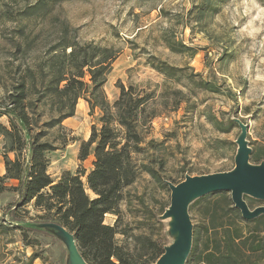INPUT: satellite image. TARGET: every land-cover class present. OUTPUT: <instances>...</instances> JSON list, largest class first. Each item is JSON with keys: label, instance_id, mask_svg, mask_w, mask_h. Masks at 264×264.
Here are the masks:
<instances>
[{"label": "rangeland", "instance_id": "374dc122", "mask_svg": "<svg viewBox=\"0 0 264 264\" xmlns=\"http://www.w3.org/2000/svg\"><path fill=\"white\" fill-rule=\"evenodd\" d=\"M38 1L0 0V110L7 92L26 77L27 68L59 53L65 43L93 42L118 52L103 87L109 103L117 98L119 83L153 92L155 116L140 131L145 143H158L155 149L145 144V151L161 159L169 181L177 183L186 173L199 175L233 166L240 129L228 125L232 117L247 125L249 146L263 153L264 160V0H222L215 11L203 8L208 0H45L37 9ZM168 40L181 43L183 50H170ZM149 55L182 71L176 78L166 77L150 66ZM201 79L217 91L200 88ZM41 95L40 91L29 94L38 105L36 113L40 112L35 132L43 131L42 121L56 114L46 98L35 101ZM100 116L98 108L90 114L80 99L74 114L64 119L76 141L65 146L55 141L60 148L47 153L53 178L65 170L74 173L80 166L91 167V158L79 163L78 145L88 138L91 125H100ZM0 122L8 125L7 116L1 115ZM60 130L55 126L41 139H52ZM2 144L0 136V173ZM16 183L5 181L7 186ZM126 195L120 215L107 214L104 219L107 224L117 220L123 231L116 234L117 243L133 253L145 250V238L165 243L164 222L151 215L160 214L168 204L169 189L160 188L141 171ZM16 197L13 191L0 193V264L24 261L33 251L38 255L33 264H63L60 241L40 231L28 232L24 239L6 221ZM228 200V192H217L190 206L193 226L202 223L199 209ZM247 202L251 207L264 205L252 198ZM19 212L23 219L37 220L31 205Z\"/></svg>", "mask_w": 264, "mask_h": 264}, {"label": "trees", "instance_id": "16d2710c", "mask_svg": "<svg viewBox=\"0 0 264 264\" xmlns=\"http://www.w3.org/2000/svg\"><path fill=\"white\" fill-rule=\"evenodd\" d=\"M208 1L203 8L215 11L222 0ZM44 2L39 0L35 8H42ZM167 47L175 52L184 48L170 40ZM117 53L112 47L93 42L65 43L59 53L48 56L35 68L26 69V77L11 87L1 103L0 116H7L8 125L0 122L4 165L0 193L7 190L17 194L14 208L7 212L10 220H23L19 209L31 205L37 211L38 221H53L74 233L79 251L89 264H150L163 252L166 242L158 245L145 238V250L133 253L116 241V234H123L117 220L114 224L104 221L107 214L120 215L126 188L141 171L160 188L168 189L165 181L170 180L164 174L161 159L145 151V144L155 149L158 143H145L140 131L155 116L153 92L119 83L117 98L112 103L107 100L103 87ZM148 63L166 77L176 78L177 72L182 71L153 55H149ZM198 86L209 92L217 91V87L202 79ZM31 91L42 94L35 101L46 98L55 106L56 114L49 115L40 125L43 131H34L40 112L36 113L38 105L29 98ZM80 99L86 102L90 114L95 108L101 112L100 125H91L88 138L78 145L79 163L91 158V167L86 170L80 166L74 173L65 170L53 178L48 172L47 153L60 148L55 141L61 146L76 141L63 121L74 114ZM227 123L235 125L231 119ZM55 126L61 129L55 137L41 139ZM250 159L259 163L263 153L252 150ZM6 180L17 183L7 186ZM215 193L195 200L190 206ZM248 198L245 197L246 201ZM139 200L143 203L142 197ZM199 214L202 223L193 226L192 248L185 264H264V216L246 220L231 200L224 205L214 202L212 207L199 209ZM157 215L151 218L157 220ZM10 225L20 230L24 239L28 232L36 231ZM37 257L33 251L16 264H33Z\"/></svg>", "mask_w": 264, "mask_h": 264}, {"label": "water", "instance_id": "95a60500", "mask_svg": "<svg viewBox=\"0 0 264 264\" xmlns=\"http://www.w3.org/2000/svg\"><path fill=\"white\" fill-rule=\"evenodd\" d=\"M231 120L239 127L235 139L236 150L233 166L225 171L190 175L173 183L166 180L169 189V202L157 220L164 222L166 243L163 252L150 264H185L193 243V223L189 206L197 199L215 192H228L233 206L246 219L264 216V205L251 208L245 197L264 202V160L250 161L252 152L246 139L247 125L240 119ZM12 225L45 233L61 242L65 255L63 264H89L81 255L74 233L59 223L38 220H10Z\"/></svg>", "mask_w": 264, "mask_h": 264}, {"label": "crops", "instance_id": "0c3cea01", "mask_svg": "<svg viewBox=\"0 0 264 264\" xmlns=\"http://www.w3.org/2000/svg\"><path fill=\"white\" fill-rule=\"evenodd\" d=\"M4 172V171H3ZM3 172H1L0 174H2Z\"/></svg>", "mask_w": 264, "mask_h": 264}]
</instances>
